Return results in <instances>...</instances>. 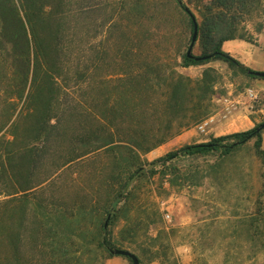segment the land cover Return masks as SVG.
Listing matches in <instances>:
<instances>
[{
  "label": "rangeland",
  "instance_id": "1",
  "mask_svg": "<svg viewBox=\"0 0 264 264\" xmlns=\"http://www.w3.org/2000/svg\"><path fill=\"white\" fill-rule=\"evenodd\" d=\"M114 1L106 0L103 11H98L95 18L87 15L82 22L84 65L89 67L98 53L103 58L99 67L92 69L95 77L121 68L117 49L124 41L119 38L122 28L131 38L134 50L130 56L135 61L158 60L166 74H182L193 81L207 72L209 91L190 110L178 114L172 122L173 134L165 142L140 153L146 171L135 175L121 192L109 183L113 154L104 150L53 172L45 192L50 201L57 200L66 211L64 217L54 211L51 218L60 235L49 241L51 246H46L44 254L24 239L20 245L22 262L108 264L115 257L132 264L126 257L110 254L109 248H120L135 253L140 264H264V155L257 154L255 139L230 154H224V147L218 146L215 151L179 154L151 165L185 146L207 143L264 122V93L256 90L253 77L221 59L183 66L193 29L190 16L178 6V0H140L142 8L135 0L116 8ZM180 1L201 23L204 5L213 0ZM238 25L235 39L264 50V0L251 14L241 17ZM241 34L246 38L240 39ZM203 43L198 36L193 55L204 54ZM147 75L145 92L134 98V119L148 129L166 132L171 116L163 104L167 84L156 74ZM89 82L83 86L85 98L93 86ZM251 90L257 94L251 95ZM69 148L66 144L61 151L66 154ZM58 163V157L51 156L40 167V176L29 179L38 181ZM12 192L6 185L0 199L11 198ZM12 224L7 217L6 226ZM104 240L110 244H103ZM12 249L10 241L5 240L1 246L3 264L14 262Z\"/></svg>",
  "mask_w": 264,
  "mask_h": 264
},
{
  "label": "trees",
  "instance_id": "2",
  "mask_svg": "<svg viewBox=\"0 0 264 264\" xmlns=\"http://www.w3.org/2000/svg\"><path fill=\"white\" fill-rule=\"evenodd\" d=\"M135 1L143 7L140 0ZM177 2L190 16L194 31L195 15L180 0ZM105 3L106 0H0V192L6 185L13 191L11 198L0 199V264L5 240L13 246L14 262L10 264H25L20 252L24 239L44 254L46 246H51L49 241L59 237L60 230L51 218L54 211L58 217H64L66 211L57 200L50 201L45 192L58 168L104 150L113 154L109 183L121 192L135 175L146 171L140 153L165 142L173 134L172 122L178 114L190 110L209 91L207 72L202 79L193 81L182 74H166L158 60L135 61L130 56L134 50L131 38L122 28L119 38L124 41L117 49L121 68L95 77L92 69H97L103 58L98 53L89 67L84 65L82 22L87 15L95 18ZM126 3L128 0H115L113 5L124 7ZM261 3L262 0H213L204 5L202 21L197 23L205 52L191 57L184 54L183 66L221 59L250 77L264 79L251 74L253 69L222 49L225 41L236 38L240 18L251 14ZM239 38L245 39L246 35ZM148 73L156 74L167 84L163 104L171 116L166 132L148 129L134 119V98L145 92ZM86 81L93 86L85 98ZM262 123L207 143L185 146L151 165L179 154L215 151L218 146L224 147V154H230L252 139L257 154L264 155V128H259ZM66 144L70 148L65 154L61 149ZM53 155L60 163L38 181H31L29 178L39 175L40 167ZM7 217L13 220L12 226H6ZM103 244L110 243L104 240Z\"/></svg>",
  "mask_w": 264,
  "mask_h": 264
},
{
  "label": "crops",
  "instance_id": "3",
  "mask_svg": "<svg viewBox=\"0 0 264 264\" xmlns=\"http://www.w3.org/2000/svg\"><path fill=\"white\" fill-rule=\"evenodd\" d=\"M229 44L231 45L229 46ZM223 49L251 69L264 71V50L261 48L250 47L248 43L243 40L233 39L225 41L223 44ZM252 80L257 88L256 90L262 91L264 93V79L253 78ZM114 261L120 262L121 264H127L126 259L118 260L115 259V257H113V259H109L108 264H112L111 262Z\"/></svg>",
  "mask_w": 264,
  "mask_h": 264
},
{
  "label": "water",
  "instance_id": "4",
  "mask_svg": "<svg viewBox=\"0 0 264 264\" xmlns=\"http://www.w3.org/2000/svg\"><path fill=\"white\" fill-rule=\"evenodd\" d=\"M197 37H198V23L194 19V31H193V35H192L191 44H190L189 49L187 51V55L189 57L192 56V49H193V46L197 40ZM250 73L254 74L255 76L264 77V71L252 70ZM259 128L260 129L264 128V122L260 125ZM109 251L113 255L123 256V257L130 259L132 264H140L139 257L135 253L131 252L130 250L120 249V248H109Z\"/></svg>",
  "mask_w": 264,
  "mask_h": 264
},
{
  "label": "built area",
  "instance_id": "5",
  "mask_svg": "<svg viewBox=\"0 0 264 264\" xmlns=\"http://www.w3.org/2000/svg\"><path fill=\"white\" fill-rule=\"evenodd\" d=\"M251 95H253V96L255 95V92H254V91H252V90H251Z\"/></svg>",
  "mask_w": 264,
  "mask_h": 264
}]
</instances>
